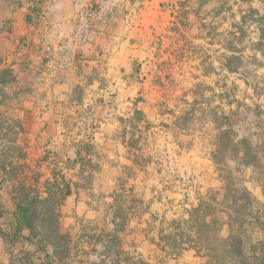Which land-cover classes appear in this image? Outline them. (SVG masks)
I'll use <instances>...</instances> for the list:
<instances>
[{
	"label": "rangeland",
	"instance_id": "obj_1",
	"mask_svg": "<svg viewBox=\"0 0 264 264\" xmlns=\"http://www.w3.org/2000/svg\"><path fill=\"white\" fill-rule=\"evenodd\" d=\"M25 1L39 18L53 0ZM101 2L110 7L102 10L99 4L91 12L104 20L114 14L123 18L128 6L137 16L144 6L151 10L142 20L137 17L138 56L130 68L137 109L131 117L128 152L110 160L118 172L113 193L106 197L92 190V178H76L91 208L99 210L84 217L50 202L38 208L39 237L26 229L18 232L11 211L0 203V225L8 234L0 238V264H99L104 254L105 264H116L119 258H140L146 264H208L193 250L168 255L142 243L146 236L158 242L179 232L189 235L190 222L178 229L172 222L188 220L191 208L207 197L218 203V225L205 228L199 241L194 233L188 240L184 237L180 246L213 248L211 237L218 229L221 239L230 232L239 236L251 256L258 243H264V0ZM15 153L24 158L13 145L4 147L2 162ZM52 173L72 180L61 169L30 172L20 167L7 172V193L20 199L18 182L34 186L38 180L43 196ZM55 214L68 244L49 237ZM116 229L121 248L110 242Z\"/></svg>",
	"mask_w": 264,
	"mask_h": 264
},
{
	"label": "crops",
	"instance_id": "obj_2",
	"mask_svg": "<svg viewBox=\"0 0 264 264\" xmlns=\"http://www.w3.org/2000/svg\"><path fill=\"white\" fill-rule=\"evenodd\" d=\"M101 1L53 0L35 18L28 1L0 0V154L10 144L24 154L7 162L0 156V203L14 220L16 200L6 189L11 169L68 173L72 180L64 179L72 193L60 208L78 216L99 209L91 208L76 178H92V190L106 197L113 193L118 172L110 160L128 152L137 109L130 72L138 56L137 17L142 20L151 10L144 6L137 16L128 6L123 18L114 14L104 20L91 12L99 4L102 10L110 7ZM151 240L146 236L142 243L157 250Z\"/></svg>",
	"mask_w": 264,
	"mask_h": 264
},
{
	"label": "trees",
	"instance_id": "obj_3",
	"mask_svg": "<svg viewBox=\"0 0 264 264\" xmlns=\"http://www.w3.org/2000/svg\"><path fill=\"white\" fill-rule=\"evenodd\" d=\"M255 13H258V10H254ZM26 21L30 22V16H26ZM260 36L264 39V29L260 30ZM260 37V39H261ZM6 74L7 72L4 71ZM6 77V76H4ZM7 78V77H6ZM38 180L35 181L34 186H27L26 183L19 181L18 188L20 190V199L16 200V211H15V223L17 231L20 232L23 229L28 230L29 234L32 237H39L40 233L36 232L37 221L39 218L40 207H45L48 204L53 203L55 206L60 207L66 197L71 195V184L66 181L63 176L59 173H52V180L45 181V197L41 195L39 188L37 187ZM32 187V188H31ZM243 193L246 194V190H243ZM32 196V198H30ZM242 200V199H235ZM234 200V202H235ZM18 201V203H17ZM218 203L215 201V198L207 197L204 201H199L196 207L191 208L189 211L188 220L173 221L172 224L178 226L176 229L180 228L181 224H187L190 222L191 225L188 227L189 235L193 233L196 235V240H201L204 235L205 228H208L210 225H218L217 214L219 213L215 207ZM2 213L0 212V219ZM59 215L55 214L53 220V232L49 235L50 238L56 242H62L68 244V235L62 234L59 232L58 225ZM117 227V226H116ZM120 230L114 231L115 235L111 237V244H117L121 248L117 232ZM211 239L214 243L213 248H199L197 246H189L188 248H183L180 246L183 238L189 239V235L184 232L175 233L173 236H162L159 238L158 242L151 240V243L154 244L158 249L168 255H180L183 251L193 250L195 255L207 259L208 264H264V243L260 242L257 245V248L251 256L247 254L244 250L242 239L235 235L231 234L227 239H221L218 236L219 230L215 229ZM8 236L7 233L1 228L0 225V238L5 239ZM97 242L101 241H96ZM164 242L163 246H160V243ZM179 243V244H178ZM51 246H54V242L48 243ZM119 244V245H118ZM167 246L169 251H166ZM55 247V246H54ZM106 246H104V249ZM123 252L120 253V255ZM119 256V255H118ZM107 258L104 254V259L100 261L99 264H105V259ZM146 264L142 259H137V261L132 262L131 260L118 259L116 264ZM98 264V263H97Z\"/></svg>",
	"mask_w": 264,
	"mask_h": 264
}]
</instances>
